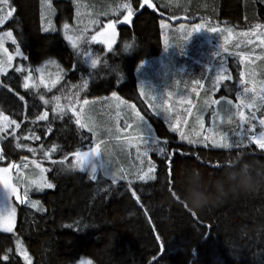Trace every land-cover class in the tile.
Returning <instances> with one entry per match:
<instances>
[{"label": "trees", "instance_id": "1", "mask_svg": "<svg viewBox=\"0 0 264 264\" xmlns=\"http://www.w3.org/2000/svg\"><path fill=\"white\" fill-rule=\"evenodd\" d=\"M100 1L110 13L106 17L94 15L97 22L103 21L96 27L79 29L89 39L77 49L64 39L63 31H43V0H9L16 13L0 27V33H13L27 57L16 60L14 66L30 69L29 81L39 86L30 84L25 89L26 74L16 68L0 76V114L20 125L0 132L5 151L0 166L30 167L34 161L41 162L48 167L47 181L53 187L30 190L25 197L22 187L26 180L18 173L16 183L24 199L16 201L14 233L0 231V264H25L15 252L17 237L23 240L32 264H75L83 258L93 264H264V150L246 139L243 146L233 149L185 145L156 118L152 122L160 134L158 145L132 144L122 151L116 149L114 162L120 173L124 163L127 181L113 183L102 175L92 179L73 163L76 152L97 149L92 133L81 127L85 100L96 105L117 93L144 110L146 100L153 102V96L163 95V83H156L155 73L149 72V82H144L153 90L151 94L145 87L146 98L138 89L137 78L141 63L162 53V20L175 24V18L192 15L195 20L247 31L256 25L264 27V0H148L153 9L144 0ZM125 4L132 9L130 24L115 25L116 44L109 49L90 41L105 21L122 20L127 12ZM64 19L56 18L58 23ZM125 42L134 44L133 54H123ZM250 44L245 45L244 54L252 51L255 43ZM93 59L97 60L95 67ZM181 62L189 63V72L195 70L197 78L205 81L199 66L194 68L185 59L175 64L181 66ZM51 65L58 66L56 74ZM41 84L50 90L42 92ZM53 97H60L62 114L52 110L57 103ZM44 112L45 120L35 119ZM100 117H92L102 122L94 123L96 129L117 127L116 120ZM29 130L40 139H33ZM17 143L22 147H16ZM23 145L37 151L33 154ZM53 145L55 151H51ZM158 147L165 148L164 155ZM134 148L151 150L152 160L134 159L139 156ZM149 161L155 166L151 173ZM145 173L155 179L138 178ZM245 176L248 183L238 186L236 181ZM189 195L205 198L203 205L194 207Z\"/></svg>", "mask_w": 264, "mask_h": 264}, {"label": "rangeland", "instance_id": "2", "mask_svg": "<svg viewBox=\"0 0 264 264\" xmlns=\"http://www.w3.org/2000/svg\"><path fill=\"white\" fill-rule=\"evenodd\" d=\"M177 1L178 0H169V2L172 3ZM8 3L10 5L9 0ZM103 3L104 2L100 0H43V31L45 33H57L58 31H63L64 39L73 47V44L65 37V29L63 26L64 24H68V35L80 37V39L76 41L75 48L77 47V49H81V45H84L89 37L80 34L79 29L85 27V30L87 31L89 28L96 27L103 21L97 22L94 15L106 17V13H110V11H106V5ZM11 8L13 9L12 16L6 20L3 25H0V27L6 25L13 18V14L15 15L16 7L12 5ZM5 10H7V8ZM126 11L127 12L123 15L122 20L118 21L111 19L105 21L99 30L92 36L98 35L99 33L109 35L111 33V30L108 29L109 23H112L114 28L115 25L123 23L130 24V19L127 21L124 20V17L128 15V10L126 9ZM188 12H191V9H189ZM72 14V20H68V16H71ZM58 16L65 18V22L58 23L56 20ZM186 18H189L188 22L185 21ZM199 18L200 17L197 16V19ZM195 19L196 16L193 17L192 15L189 17H187V15L177 17L174 19L176 22L175 24L171 21L162 20L161 31L163 50L161 55L144 61L137 69L140 92L145 98L147 94L145 87L150 90L151 94L153 93V90L150 89L151 85L145 86L146 83H144L149 82V72H152L153 74L155 73L154 77L156 83H163V87L161 88L162 91H160V93L163 92L161 93L163 95L153 96L152 100L154 103L146 100L145 108L143 110L140 106L138 107L136 104L126 102L117 93H113L115 95L111 94L109 97L97 101L96 105L90 103L84 105V108L81 110L80 120L92 133L99 155L89 157L85 160L83 165H81L78 162V159L75 158L73 163L79 171L92 176L91 165L88 162L89 160H92L97 163L96 178L102 175L113 179V176H115L116 180L126 179L127 181L128 179L125 177L126 171L124 170V163L123 166H120V173L117 169V164L114 162L117 160L116 149L122 151L127 145L146 144L142 139L147 135L145 132V121L147 122V125L151 127V137L156 141L160 140V134L152 122L156 118L163 120L166 123L169 132L177 135L179 141L183 144L200 147H213L215 149L239 148L245 144V139L249 141L247 138L248 135L255 134L259 136L261 132H264V127L259 123L261 119H264V99L261 98V86L264 85V46H261L259 43L260 39L264 37L258 35L259 33L264 32V27L259 29L254 28L257 35L253 36L252 31L254 29L245 31L244 29H237L232 25H226L224 23L219 24L218 22L212 23L211 21L207 22ZM196 24H202L204 27L198 32H192L193 26ZM211 26H216L220 29H231V33H221L220 31L212 33L207 31ZM46 28L48 29L47 31H45ZM7 32L11 31L6 30L5 32L0 33V37L3 38V49H0V60L6 61L7 56L11 55L12 62L11 67L8 68L6 74H0V76L9 74L10 71L16 68L14 66L15 61L24 59L23 56H25L20 48V52L23 53V56L15 54L18 44H16L13 33L11 32L12 38H9L5 35ZM244 32L249 33V36H245L242 38L243 40L241 42H237L241 40L238 39L237 35ZM188 33H192V35L189 36ZM117 38L118 34L117 29L115 28L112 47L116 44ZM13 39L15 40V43H13ZM249 39H251L252 44L255 43V45L252 48V51L244 54L243 51H245V45H251L248 43ZM90 41L93 40L90 39ZM93 42L107 47V45L101 43L99 39ZM232 47H235V51H238H232ZM218 53L219 55H217ZM182 59H185L186 62L189 61L194 68H196V65L199 66L200 69L204 71L205 81L203 82L202 79L197 78L198 74H196L195 70L193 73L189 72V63L181 62V66L175 64L178 60L180 61ZM221 61H223V67L226 69L227 75H229L231 79L221 80L218 86H216V76L217 72L221 70ZM18 67L22 68L21 72L25 73L26 76H31L28 72L30 69L28 70V68L21 65ZM152 67H154V69L151 70ZM52 70H54L52 72L56 74L59 70L58 66L53 65ZM39 73L42 74L43 72L40 71ZM241 73H244L243 84H241ZM28 83L29 85L33 84L30 81H28ZM32 86L38 88L39 85L34 81V85ZM253 86H255L254 91L252 90ZM41 87L42 84L40 85V88ZM244 87L249 88V92L244 93ZM41 89L42 92L50 90L48 88ZM238 95H240L241 99L245 100L246 103L252 102L254 104L252 108L242 109L245 121L243 124H241L240 117L234 115L236 112L234 105L240 102L237 100ZM222 97L230 99L233 103L231 105L226 104L225 101L221 99ZM213 100H217L219 103L212 104L211 101ZM161 101H163L164 107L169 109V111L165 112L163 108H158ZM154 104L156 105L155 107ZM189 110L192 113L191 115H188ZM99 112L101 115L109 116L108 120H116L117 127L102 128L97 124L100 129H96L97 127L94 123H102ZM137 113H139V116H137ZM166 113H169V116H166L167 119L163 115H166ZM253 113H255V119H250ZM97 114L100 119L92 118ZM197 116L202 117L204 124L203 128L200 127V124L197 121ZM177 118L180 119V123H175ZM185 119L187 121L186 123L184 122ZM1 122L4 123V121ZM173 124H175L177 129L183 130L186 134H189L196 143L190 144L187 140L181 139L179 131L172 130ZM250 126L251 133L248 132ZM238 133L244 134L238 135ZM206 135L209 136L210 139L205 143L203 137ZM212 137L216 139L218 144L223 143L224 138L226 137L228 143L232 146L228 148L213 146ZM249 143L257 145L254 141H249ZM260 149L264 150L262 148ZM138 150L139 151H136L135 154H139V156H133L134 159L142 158V161L146 162L148 161V157L152 160L151 157L153 152L151 150L143 148H138ZM145 150H147L146 156L143 154ZM109 151H113V153L110 154ZM2 160L3 159H0V161ZM100 162H103L104 167L99 166ZM37 164H39V167L36 166ZM10 165L12 164L2 165L0 166V169L9 168L7 173L9 185L16 188L20 199L17 198V195L12 194L10 190L4 187L2 182L4 174L0 173V218L6 219L9 212L12 209H15L12 231L6 233H14V224L17 219L16 201L24 199V196L16 183L19 177L18 173H21L20 177L22 180H26V183L22 187L23 192L27 190L28 194V192L33 189H47V187H37V184H42L44 181H47L48 167L45 164L35 161L30 167L25 164V166L11 168L9 167ZM41 169H45L46 171L41 172ZM121 176L124 178L121 179ZM0 231L5 232L2 228H0ZM17 241L22 245L23 251L17 249ZM15 252L25 261V264H32V258L29 255L23 240L18 237L15 239ZM75 264H93V262L88 258H83Z\"/></svg>", "mask_w": 264, "mask_h": 264}, {"label": "snow or ice", "instance_id": "3", "mask_svg": "<svg viewBox=\"0 0 264 264\" xmlns=\"http://www.w3.org/2000/svg\"><path fill=\"white\" fill-rule=\"evenodd\" d=\"M144 3L147 4L148 7H152L151 3H148V0H144ZM124 7L128 10V15L124 17V20L127 21L130 18L131 14H132V9H131V6L127 5V4H125ZM6 8H7V10H5ZM12 12H13V9L9 5L8 0H0V25H3L5 23V21L8 20L12 16ZM63 27L65 29V37H66V39H68L69 42H71L73 44V47H75L76 46V41L78 39H80V37L79 36L74 37L72 35H68V29H69V25L68 24H64ZM203 27L204 26L202 24H196V25L193 26L192 32H198ZM261 27H262L261 25H256L255 26V28H257V29H259ZM108 29L111 30V33L109 35H106L105 33H99L98 35L92 36L91 40L95 41V40L99 39L101 41V43L106 44L107 47L109 49H111L112 43H113V37L115 35V28L113 27L112 23H109ZM47 30L48 29L46 28L45 31H47ZM207 31L212 32V33H215V32H218V31H220L221 33H224V32L231 33V29H227V28L220 29V28H218L216 26L209 27L207 29ZM5 35L7 37H9V38H12V33L11 32H7ZM188 35L191 36L192 33H188ZM242 35L243 36H249V33H242ZM252 35L253 36L257 35V33L255 32V29L252 31ZM258 35L260 37H264V32H261ZM13 43H15L14 39H13ZM248 43H252V40L249 39ZM259 43H260L261 46H264V38H261ZM0 49H3V38L2 37H0ZM15 54L18 55V56H23V53L20 52L19 47L16 48ZM217 55H219V53ZM23 58L27 59L26 56H23ZM242 59H243V56H242ZM11 62H12V56L11 55L7 56L6 61L5 60H0V74H6L8 68L11 67ZM96 63H97L96 59H93L91 61V64H92L93 67H95ZM15 71L21 72L22 68L21 67H17L15 69ZM37 71H41V69H37ZM243 76H244V73H241V84L244 83ZM29 79H30V75L26 76L24 78L23 87L25 89L29 88V83H28ZM224 79H231V77L229 75H227V71L223 67V61H221V70L217 72V76H216V86H218L219 82L221 80H224ZM85 86H86V84H85ZM249 90H250L249 88L244 87L243 92L247 93V92H249ZM252 90L253 91L255 90V86H253ZM261 92H262V97L261 98L264 99V85L261 86ZM113 95H115V94H113ZM21 99H23V98L21 97ZM41 99L43 100L44 98L41 96ZM221 99H223L225 101V103L228 104V105H231L233 103L230 99H227L226 97H222ZM53 100L56 101L57 103L55 104V106H54V108L52 110L54 112H59V113L62 114L64 109L59 104L60 97H53ZM237 100H239L240 102L238 104L234 105V107L236 109V112L234 113V115H238L240 117L241 124H243L245 121H244V115H243L242 109L243 108H252L254 106V104L252 102L246 103L245 100L241 99L240 95L237 96ZM44 103L47 104L48 101L44 100ZM84 103L87 104L88 101L85 100ZM121 103H123V102H121ZM211 103L212 104H218L219 101L213 100V101H211ZM154 107H155V105H154ZM159 107L163 108L165 112L169 111V109L164 107L163 101H161ZM157 114H159V113H157ZM191 114L192 113L189 110L188 115H191ZM137 116H139V113H137ZM46 118H47V112H44L42 114L37 115L35 119L36 120H45ZM25 119H27V117ZM166 119H167V117H166ZM250 119H255V113L252 114ZM0 121H4V123L0 124V132L5 131L8 127L13 126V125H15L16 128L20 127V125L17 124L15 120H9L8 117L3 116L2 114H0ZM197 121L199 122L200 127L203 128L204 124H203L202 117L197 116ZM34 122L35 121H33V123ZM184 122L185 123L187 122L186 119H185ZM77 123H80L79 119L77 120ZM144 123H145V126H146L145 127V132L147 133V135L144 136L142 139L147 144H151V145H154V146L158 145L159 142L151 137V127L149 125H147L146 121ZM175 123H180V119L177 118ZM259 123H260V125L262 127H264V119H261ZM85 126L86 125L81 124V127H85ZM172 130L173 131H179V135H180L181 139L187 140L188 143H190V144L191 143H196V141L193 140L189 134H186L183 130L177 129L175 127V124L172 125ZM48 131L49 132L51 131V126L48 127ZM29 132H30L31 137L33 139H36V140L40 139V137L36 136L35 133H32L31 130H29ZM248 132L251 133V126L248 129ZM243 134L244 133H238V135H243ZM24 138L28 139V136H25ZM247 138H248L249 141H254L260 148L264 149V132H261L259 136L255 135V134H250V135H248ZM209 139H210V137L207 136V135L203 137V140H204L205 143ZM211 139H212L213 146H219V147H224V148H228V147L232 146V145H230L228 143L226 137L224 138V142L223 143H219V144L217 143V141H216V139L214 137H212ZM16 147H22V145L17 143ZM23 147H28V146L27 145H23ZM55 149H56V146L53 145L52 148H51V151H55ZM28 151L33 152V154H35L37 149H33L31 147H28ZM158 152L160 154L164 155L165 154V148L164 147H158ZM143 154L146 156L147 155V150H145V152ZM44 155L47 156L48 152L45 151ZM74 155L77 157L78 162L81 165H83L85 160H87L89 157L98 156L99 152H98V149L93 148L89 152H83V153L76 152ZM3 158H4L3 155H0V159H3ZM88 162L91 165V173H92L91 178L95 179L96 178L95 174H96V171H97V163L93 162L92 160H89ZM34 163H35V161H34ZM36 166L39 167V164H37ZM99 166L100 167H104L103 162H100ZM9 167L16 168L17 166L15 164H12ZM154 167L155 166L152 165L151 162L149 161L148 173H151L153 171ZM8 171H9V168L0 169V173L4 174L3 175V180H2V182L4 184V187L6 189L10 190V192L12 194L17 195V198L20 199L19 195L17 194L16 188H13V187H11L9 185L8 177H7ZM43 171H46V170L45 169H41V172H43ZM148 173H145L144 175H140L138 178L141 179V180H146V179L147 180H153V179H155L154 175H149ZM120 178L123 179L124 177L121 176ZM115 182H116V177L113 176V183H115ZM37 187L38 188H43V187L52 188L53 185L51 183H48L47 181H44L42 184H37ZM135 195H136V193L133 192V196H135ZM24 196L25 197L27 196V190H25ZM21 202H23V200H21ZM32 206L35 207L36 206L35 203H33ZM14 216H15V209H12L9 212V214H8L6 219L0 218V228H2L3 231H5V232H11L12 231V223H13ZM17 249L19 251H23L22 245L20 244L19 241H17ZM4 258L7 259V256H5Z\"/></svg>", "mask_w": 264, "mask_h": 264}, {"label": "clouds", "instance_id": "4", "mask_svg": "<svg viewBox=\"0 0 264 264\" xmlns=\"http://www.w3.org/2000/svg\"><path fill=\"white\" fill-rule=\"evenodd\" d=\"M122 51H123L124 55L133 54L134 51H135L134 44L130 43V42H125V45H124ZM247 183H248V178L246 176L245 177H241L238 181H236V184L238 186H244ZM189 198H190V202L192 203V205L194 207H201L203 205L204 199H205V198L195 199V198H192L191 195H189Z\"/></svg>", "mask_w": 264, "mask_h": 264}, {"label": "bare ground", "instance_id": "5", "mask_svg": "<svg viewBox=\"0 0 264 264\" xmlns=\"http://www.w3.org/2000/svg\"><path fill=\"white\" fill-rule=\"evenodd\" d=\"M150 3H151V5H152L151 8L153 9V8H154V7H153L154 4H153V2H150ZM244 33H245V32H244ZM237 37H238V39H242V38H244L245 36H243L242 33H240V34L237 35ZM158 57H159V56H158ZM152 69H154V67H152L151 70H152ZM138 89L140 90V88H139V84H138ZM169 107H170V106H169ZM136 150H137V149L134 148V149H133V152L135 153Z\"/></svg>", "mask_w": 264, "mask_h": 264}, {"label": "built area", "instance_id": "6", "mask_svg": "<svg viewBox=\"0 0 264 264\" xmlns=\"http://www.w3.org/2000/svg\"><path fill=\"white\" fill-rule=\"evenodd\" d=\"M3 154V152H2V149H1V147H0V155H2Z\"/></svg>", "mask_w": 264, "mask_h": 264}]
</instances>
